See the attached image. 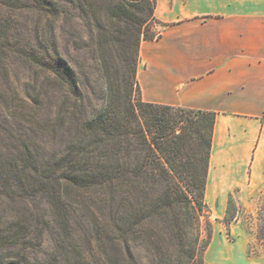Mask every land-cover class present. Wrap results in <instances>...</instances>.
<instances>
[{
  "label": "trees",
  "instance_id": "obj_1",
  "mask_svg": "<svg viewBox=\"0 0 264 264\" xmlns=\"http://www.w3.org/2000/svg\"><path fill=\"white\" fill-rule=\"evenodd\" d=\"M156 7L0 0V264H204L216 113L142 98Z\"/></svg>",
  "mask_w": 264,
  "mask_h": 264
},
{
  "label": "crops",
  "instance_id": "obj_2",
  "mask_svg": "<svg viewBox=\"0 0 264 264\" xmlns=\"http://www.w3.org/2000/svg\"><path fill=\"white\" fill-rule=\"evenodd\" d=\"M155 13L160 36L140 45L142 98L216 113L206 197L264 189V0H157ZM214 242L209 257L221 258ZM236 257L264 264L245 245Z\"/></svg>",
  "mask_w": 264,
  "mask_h": 264
},
{
  "label": "rangeland",
  "instance_id": "obj_3",
  "mask_svg": "<svg viewBox=\"0 0 264 264\" xmlns=\"http://www.w3.org/2000/svg\"><path fill=\"white\" fill-rule=\"evenodd\" d=\"M160 24L154 29L159 32ZM63 50V49H62ZM71 52V58L78 57V53ZM88 58L87 50L83 51V56ZM70 60V59H69ZM21 88V86H20ZM230 197L233 198L231 216L227 213ZM209 210L204 218V239H207V223L211 224L210 242L204 253V264H247L242 258H237L241 248L246 246V254L250 258H259L264 254V241L259 237V225L261 222V212L264 209V189H258L247 197L240 196L237 191L231 193L225 202L219 198L210 199L206 197ZM232 217V218H231ZM216 232V236H215ZM213 239L218 243L219 248L224 251L223 256L211 255L209 249ZM214 242V243H215ZM52 246L50 238L47 236L44 247L50 249ZM141 256L145 252L141 249L137 251Z\"/></svg>",
  "mask_w": 264,
  "mask_h": 264
}]
</instances>
